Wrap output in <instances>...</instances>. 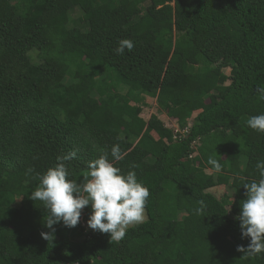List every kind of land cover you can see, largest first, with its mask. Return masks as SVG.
Segmentation results:
<instances>
[{
    "label": "trees",
    "instance_id": "trees-1",
    "mask_svg": "<svg viewBox=\"0 0 264 264\" xmlns=\"http://www.w3.org/2000/svg\"><path fill=\"white\" fill-rule=\"evenodd\" d=\"M122 39L134 48L117 54ZM259 88L264 0H0V264H264L237 251L250 240L235 219L264 160V132L247 125L264 114ZM148 98L185 136L141 116ZM72 152L70 180L108 152L149 190L122 240L87 227L90 206L84 225L42 238L47 209L30 194Z\"/></svg>",
    "mask_w": 264,
    "mask_h": 264
},
{
    "label": "clouds",
    "instance_id": "clouds-1",
    "mask_svg": "<svg viewBox=\"0 0 264 264\" xmlns=\"http://www.w3.org/2000/svg\"><path fill=\"white\" fill-rule=\"evenodd\" d=\"M134 43L122 39L115 49L123 54L131 51ZM264 100V88L257 90ZM247 125L258 132H264V114L252 116ZM72 152L64 157H57V163L39 175V184L30 194L33 201H41L47 209L44 226L51 232H42L45 240L53 239L54 225L62 223L65 227H75L81 217L82 209L90 206L87 227L93 231L109 234L110 241H120L126 235L129 226L144 222L145 206L150 196L149 190L137 180L136 173L126 174L109 161L108 152L87 162L88 173L81 183L68 179V170L64 161L75 157ZM111 157L119 161L122 154L119 145H113ZM207 163L216 171L222 170L217 159L209 157ZM256 169L260 179L243 185L246 198L240 204L239 221L241 238H249L247 248L237 247V251L249 256L264 253V160H258ZM202 209H197L200 212Z\"/></svg>",
    "mask_w": 264,
    "mask_h": 264
},
{
    "label": "rangeland",
    "instance_id": "rangeland-1",
    "mask_svg": "<svg viewBox=\"0 0 264 264\" xmlns=\"http://www.w3.org/2000/svg\"><path fill=\"white\" fill-rule=\"evenodd\" d=\"M70 16H71V20H72V23L76 26H80L81 25V11L77 8H73L70 12ZM83 27V25L81 26V28ZM47 48H44L42 50H40L39 52H31L29 55H30V58L33 62H40L39 60V57L41 54L44 53V51H46ZM226 74L229 73V70L228 69H225L224 70ZM152 114H155L159 117V119L164 123V125L168 128H172L173 132H174V127H178L179 129H181L178 125V123L176 122V120L174 119H171L169 117H167L163 112H161L158 108H157V105H156V102L154 99H147V105L143 107V110H142V114L141 116L147 120L149 119L150 115ZM191 122V121H190ZM189 122V123H190ZM184 129V128H183ZM187 132V131H186ZM185 136V134H184ZM183 137V136H182ZM194 143V142H193ZM192 143V147L194 149H196V145L194 144L193 145ZM212 193H214L217 197H221V195H224V194H228L229 191L226 187H223V186H218V187H215V188H212L210 190ZM147 218V215H146V212H145V219L146 220ZM83 221V219H82ZM84 222V221H83ZM130 227V226H129Z\"/></svg>",
    "mask_w": 264,
    "mask_h": 264
},
{
    "label": "built area",
    "instance_id": "built-area-1",
    "mask_svg": "<svg viewBox=\"0 0 264 264\" xmlns=\"http://www.w3.org/2000/svg\"><path fill=\"white\" fill-rule=\"evenodd\" d=\"M174 132H173V138H182V136H184V134L186 133V128L184 129H179L178 127H174ZM195 144V142L193 143V145ZM196 145V144H195ZM80 222L82 225H84V223L81 221Z\"/></svg>",
    "mask_w": 264,
    "mask_h": 264
}]
</instances>
